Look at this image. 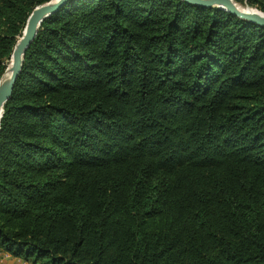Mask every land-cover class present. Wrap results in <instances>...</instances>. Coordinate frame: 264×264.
I'll return each instance as SVG.
<instances>
[{
  "label": "trees",
  "instance_id": "16d2710c",
  "mask_svg": "<svg viewBox=\"0 0 264 264\" xmlns=\"http://www.w3.org/2000/svg\"><path fill=\"white\" fill-rule=\"evenodd\" d=\"M50 1L0 0V80ZM1 253L264 264V26L184 0L47 18L1 119Z\"/></svg>",
  "mask_w": 264,
  "mask_h": 264
},
{
  "label": "water",
  "instance_id": "95a60500",
  "mask_svg": "<svg viewBox=\"0 0 264 264\" xmlns=\"http://www.w3.org/2000/svg\"><path fill=\"white\" fill-rule=\"evenodd\" d=\"M70 0H53L36 7L31 13L23 35L19 38L13 51L9 68L12 74L8 83H2L0 80V137H1V119L3 117L4 107L11 99L16 81L22 71L25 55L34 42L42 23L53 14L58 12ZM193 5L205 7L219 6L230 13L255 24L264 26V12L255 9H242L234 0H184Z\"/></svg>",
  "mask_w": 264,
  "mask_h": 264
},
{
  "label": "crops",
  "instance_id": "0c3cea01",
  "mask_svg": "<svg viewBox=\"0 0 264 264\" xmlns=\"http://www.w3.org/2000/svg\"><path fill=\"white\" fill-rule=\"evenodd\" d=\"M0 264H33L31 261H27L24 258L14 256L9 253L0 254Z\"/></svg>",
  "mask_w": 264,
  "mask_h": 264
},
{
  "label": "bare ground",
  "instance_id": "6f19581e",
  "mask_svg": "<svg viewBox=\"0 0 264 264\" xmlns=\"http://www.w3.org/2000/svg\"><path fill=\"white\" fill-rule=\"evenodd\" d=\"M249 9V8H248ZM12 74V69L11 67L8 68L5 72V74L3 75V77L1 78V82L2 83H8L9 79H10V76Z\"/></svg>",
  "mask_w": 264,
  "mask_h": 264
},
{
  "label": "rangeland",
  "instance_id": "374dc122",
  "mask_svg": "<svg viewBox=\"0 0 264 264\" xmlns=\"http://www.w3.org/2000/svg\"><path fill=\"white\" fill-rule=\"evenodd\" d=\"M53 1V0H52ZM237 4L242 8V9H255L256 10V7H251L249 6L246 1L245 2H237Z\"/></svg>",
  "mask_w": 264,
  "mask_h": 264
}]
</instances>
